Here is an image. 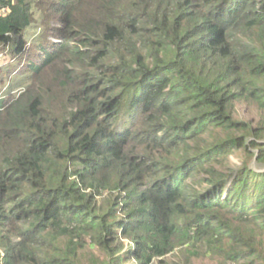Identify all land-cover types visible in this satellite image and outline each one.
Wrapping results in <instances>:
<instances>
[{
	"label": "trees",
	"instance_id": "obj_1",
	"mask_svg": "<svg viewBox=\"0 0 264 264\" xmlns=\"http://www.w3.org/2000/svg\"><path fill=\"white\" fill-rule=\"evenodd\" d=\"M1 87L0 264H264V0H0Z\"/></svg>",
	"mask_w": 264,
	"mask_h": 264
},
{
	"label": "rangeland",
	"instance_id": "obj_2",
	"mask_svg": "<svg viewBox=\"0 0 264 264\" xmlns=\"http://www.w3.org/2000/svg\"><path fill=\"white\" fill-rule=\"evenodd\" d=\"M31 29L27 33L28 38H30L31 33L33 34L34 32H36V34L38 35L39 32L38 30L31 31ZM14 63L15 62H12V64ZM3 87H5V85ZM3 87L0 88V92L4 90ZM235 117L241 121L251 122L253 124L257 123L260 118L256 109L248 105H240L236 107ZM243 158L244 156L239 151L232 153V155L230 156V166L234 168L240 166L242 164ZM251 168H253L256 171L264 170L263 167L257 166L253 160H251ZM174 258L175 257L173 255H169L167 257V261L174 260ZM191 262L192 263L189 264H223L217 258H210V257H206V258L196 257L193 258ZM153 264H157L156 261H153ZM227 264H234V263H227Z\"/></svg>",
	"mask_w": 264,
	"mask_h": 264
}]
</instances>
